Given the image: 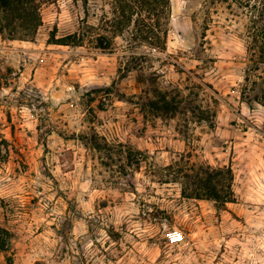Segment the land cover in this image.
<instances>
[{"label":"rangeland","instance_id":"1","mask_svg":"<svg viewBox=\"0 0 264 264\" xmlns=\"http://www.w3.org/2000/svg\"><path fill=\"white\" fill-rule=\"evenodd\" d=\"M112 3L50 0L33 40L0 35V226L13 264H264V106L242 94L264 85V63L252 61L246 11L171 0L166 49H133L124 32L103 51L87 26L111 18ZM85 30L80 46L49 41ZM137 52L151 56L144 69L120 70ZM153 88L182 100L174 117L144 105ZM189 102L214 111L215 126ZM196 165L231 166L235 202L183 196L178 169Z\"/></svg>","mask_w":264,"mask_h":264},{"label":"trees","instance_id":"2","mask_svg":"<svg viewBox=\"0 0 264 264\" xmlns=\"http://www.w3.org/2000/svg\"><path fill=\"white\" fill-rule=\"evenodd\" d=\"M50 0H0V35L10 40H33L38 29L43 24L42 6ZM240 8L246 11L249 17V36L256 46L257 57L252 61L256 68L257 63H264V0H232ZM113 16L107 18L101 26L88 25L95 47L103 51H111L115 38L127 32L132 41L131 48H137V43H145L155 49H166L169 21L172 14L171 0H113ZM105 31V32H104ZM75 32L56 38L52 33L50 43L62 45H83L88 34ZM111 32V33H110ZM150 55L145 52H137L129 55L125 61L124 72L132 69H144V63L150 60ZM255 68V69H256ZM153 72L151 76H156ZM264 83V77H260ZM140 82L145 81L142 76ZM157 80L153 78L150 83ZM255 86H260L254 81ZM253 86V90H255ZM251 88V87H250ZM248 86L243 89L244 101L250 108L256 103L264 106V85L259 91L251 94ZM154 97L148 98L144 105L150 112L162 117H174L181 107L179 96H170L168 91H160L153 88ZM179 95V94H177ZM190 112L200 122H206L210 127L215 126V113L210 108L189 102ZM93 148L101 151L107 149L101 144L97 134L90 138ZM182 178L185 180L182 188L183 196L195 199H207L215 203L217 209H224L227 203L235 202L236 196L233 190L234 172L231 166L213 168L210 165H196L189 169L180 168ZM11 235L9 231L0 226V252L6 253L4 264H13L10 247Z\"/></svg>","mask_w":264,"mask_h":264},{"label":"built area","instance_id":"3","mask_svg":"<svg viewBox=\"0 0 264 264\" xmlns=\"http://www.w3.org/2000/svg\"><path fill=\"white\" fill-rule=\"evenodd\" d=\"M168 238L172 244L179 245L185 239L183 231L179 229H173L168 232Z\"/></svg>","mask_w":264,"mask_h":264}]
</instances>
